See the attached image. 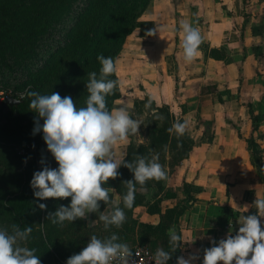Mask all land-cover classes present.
I'll list each match as a JSON object with an SVG mask.
<instances>
[{
	"label": "trees",
	"instance_id": "1",
	"mask_svg": "<svg viewBox=\"0 0 264 264\" xmlns=\"http://www.w3.org/2000/svg\"><path fill=\"white\" fill-rule=\"evenodd\" d=\"M48 1H52V4ZM150 1L7 0L0 5V17L15 15L13 17L33 22L43 17L44 22L36 28L27 25L23 29L8 27L0 30V87L11 88L12 94L17 97L29 89L41 95L55 92L61 97L71 96L78 108L86 106L88 73L95 71L99 74L101 67L97 56L112 57L115 61L125 39L135 29L140 36H150L148 32L153 30V23L140 19ZM253 47L256 55L263 56L259 46ZM207 54L216 60L225 57V51L218 47L208 48ZM108 78L117 80L116 73ZM119 96L118 88L114 94L106 97L109 111ZM30 99L25 97L12 106L0 104V228L7 227L10 231L12 224L19 225L21 229L31 226L33 231L26 246L37 249L35 254L39 256L41 264H66L68 258L82 251L92 235L104 238L116 233L120 237L118 242L123 243L127 233H134L135 229L139 244L158 235L163 240L162 248L168 251L169 229L194 202L195 195L201 191L200 186L183 182L182 198L177 204L162 208L161 201L175 197V193L166 190L162 180H153L158 183V196L153 200V206L146 205V211L158 215L155 224L136 221L133 217V209L141 204L139 185L132 208L124 209L126 221L120 228L113 226L105 231L102 222L98 220L99 213H89L100 222V225L93 227H88L85 219L64 223L63 227L48 220L49 213H54L61 205H70L71 198L37 201L34 197V190L30 186L33 173L42 170L44 166L58 168V163L47 150L42 131L33 135L37 114L29 107ZM148 99L149 96H144L140 100L141 104L145 105ZM152 108H156L164 119H153L150 109H147V141L142 144L129 143L123 158L128 162L137 155L154 154L167 149L173 156L168 165L173 168L187 158L193 139L185 133L178 140L174 133L167 131L175 121H184L182 118L176 119L167 105H157L153 101ZM248 113L251 132L243 139L250 164L259 180L264 182V146L259 145L255 138L258 135L254 137L253 134L262 116L255 114L250 107ZM39 122L42 125L43 119ZM178 143L182 146L178 147ZM21 147H29L25 155L17 152ZM42 158L45 160L43 165L40 163ZM118 172V177L109 179L104 187L114 189L110 192V198L113 201L117 194L120 207L123 208L122 197L127 192L123 182L134 179V174L123 165ZM145 186H148L147 182ZM39 203L46 204V209L41 210ZM100 204V212L107 210V207H110L107 211L111 210V205L103 202ZM230 215L229 208H222L217 225L223 228ZM176 232L180 235L179 231ZM68 247L74 250L68 251ZM178 257L180 247L172 253L167 264H177Z\"/></svg>",
	"mask_w": 264,
	"mask_h": 264
},
{
	"label": "crops",
	"instance_id": "2",
	"mask_svg": "<svg viewBox=\"0 0 264 264\" xmlns=\"http://www.w3.org/2000/svg\"><path fill=\"white\" fill-rule=\"evenodd\" d=\"M245 2L151 0L140 19L150 20L155 34L140 36L133 30L119 53L124 55L130 77L140 84L141 99L151 96L155 104L167 105L176 117L189 121L192 149L168 171L164 185L175 197L163 199L161 207L177 204L183 182L201 187L171 227L182 237L180 257H197L192 264H203L205 249L234 234L241 215L257 214L254 201L264 197V182L250 164L243 141L251 130L249 107L262 116L253 134L264 131V57L248 51L251 45L259 46L264 56V0H250V12L245 10ZM189 3L199 5L194 16L201 12L205 17L193 26L200 29L206 44L191 64L181 58L179 31L180 21H191ZM210 47L224 50L225 57H209ZM120 102L121 94L112 109ZM120 153L119 158L124 154L115 150L117 159ZM225 207L231 215L221 228L217 218ZM133 211L142 222L155 224L158 220V215L148 213L143 205ZM260 221L264 230V217Z\"/></svg>",
	"mask_w": 264,
	"mask_h": 264
},
{
	"label": "clouds",
	"instance_id": "3",
	"mask_svg": "<svg viewBox=\"0 0 264 264\" xmlns=\"http://www.w3.org/2000/svg\"><path fill=\"white\" fill-rule=\"evenodd\" d=\"M182 60L193 63L201 56L200 46L203 37L200 29L194 27L188 20L180 21ZM156 29L148 32L154 35ZM101 65L99 74L88 73L86 83V106L77 107L71 96L61 97L59 93L41 95L32 90L20 94V99L31 98L29 107L37 114L33 135L42 131L47 150L58 163V168L44 166L42 170L33 173L30 186L34 190L37 201L71 198L70 205H61L54 213L48 214V220L60 227L65 221L87 219L89 213H99L98 220L102 222L105 231L111 227L120 228L126 221L124 209L132 208L135 202L137 185L139 191L146 192V182L149 180H167L165 168L159 163L158 154L137 155L132 161L116 158L114 149L117 145L126 143L129 136L139 134L141 121L133 119L129 110L121 102V106L111 111L107 108L106 97L114 94L120 81L108 77L117 73V65L112 57L98 55ZM154 98L149 97L145 108L155 120L164 117L156 108H152ZM43 119V124H40ZM189 127V121L177 120L167 131L174 133L179 140ZM178 147L182 145L178 143ZM26 162V161H25ZM40 163L45 164L44 158ZM123 165L134 174V179L124 181L127 192L122 197L123 208L119 202L112 201L110 192L113 188L104 187L109 179H116L118 169ZM100 202L111 205V210L100 212ZM257 214L241 215L239 230L235 236L228 235L221 239L217 246L205 249L203 264H264V230L261 228L260 217H264V197L256 198L253 205ZM41 210L46 204L39 203ZM247 209V207H246ZM96 221L89 223L93 227ZM33 229L26 226L23 229L17 224L0 228V264H41L37 249L26 246ZM169 250L158 248L153 260L155 264H167L172 253L183 243L182 237L174 229L168 232ZM116 233L104 238L92 235L87 245L78 254L67 259L66 264H137L132 259L133 250L128 244L118 242ZM215 244V242H213ZM136 256L140 253L136 252ZM196 256L177 258V264H192Z\"/></svg>",
	"mask_w": 264,
	"mask_h": 264
},
{
	"label": "rangeland",
	"instance_id": "4",
	"mask_svg": "<svg viewBox=\"0 0 264 264\" xmlns=\"http://www.w3.org/2000/svg\"><path fill=\"white\" fill-rule=\"evenodd\" d=\"M7 0H0V5L4 4ZM49 4H52V1H48ZM250 0H246L245 2V10L250 12ZM190 6V10H191V21L190 23H196V21L201 22L204 20V15H195V11H197L199 9V5L195 4V3H189ZM15 15H11V16H6V17H0V30L6 29L8 27H13V28H17V29H23L24 27H26L27 25L32 27V28H36L38 26H40L41 24H43L44 22V18L41 17L38 21L33 22L31 20H28L26 18H18V17H13ZM13 17V18H12ZM141 17V16H140ZM199 17V18H198ZM136 31V30H134ZM134 31H132V33H135ZM131 33V34H132ZM131 38V37H129ZM128 41V39H127ZM200 48H206V44L203 43V45L201 44ZM248 51L253 54L256 55V49H254L253 45H251L250 47H248ZM257 56V55H256ZM260 56V55H258ZM124 55H118L115 58V63L117 65V80L120 81V86L119 89L121 90L120 94L122 96V102H124V104H126L129 113L131 115V117L133 119H137L139 121H141V125L139 127V134L137 135H133V136H129L128 141L126 143L123 144H119L116 146V148L114 149V151H120L122 152V154H125L126 148L128 146L129 143L134 142L135 144H142V143H146L147 141V134H146V127H147V117H148V110L147 108H145L144 104H141V96L139 95V83L136 84L135 79L131 78L130 73H129V68L127 67V65L125 66V60L123 59ZM264 57V56H261ZM134 79V80H133ZM132 81V82H131ZM121 104H115L114 108H118L119 105ZM174 115V114H173ZM179 115H177V117L174 115V117L176 119L178 118ZM264 119V118H263ZM250 128H251V120H250ZM251 130L249 131L250 135ZM186 133L191 137V132L186 131ZM247 135V136H248ZM258 135V136H257ZM263 135V136H262ZM257 136V137H255ZM262 136V137H260ZM255 138H257V141L259 143V145L261 147L264 146V131L261 130L260 133L256 132V134L254 135ZM244 141V140H243ZM245 143V141H244ZM118 148V149H117ZM154 154H158L159 156V163L165 168V170L170 172L172 168V166L168 165V161L171 160L173 158V156L167 151V149L160 151L158 153H154ZM121 156V153L119 154L118 158ZM164 181L162 180L161 183L164 185ZM148 186H145L147 188L146 192H141V204L139 205H143L145 207L146 210V205H150L153 206L154 205V199L158 196L157 195V184L155 181L153 180H149L147 181ZM113 201L118 202V195L115 194ZM110 207H107V210H109ZM104 210L105 213H107L108 211ZM256 214V211L255 213ZM133 217L136 221H141L139 220V218L134 214L133 211ZM96 218H93L90 214H87V219H85L86 223L89 225L90 222L92 221H96ZM142 222V221H141ZM68 223V221H65V224ZM149 223V222H146ZM100 225V222H96L95 225ZM2 228V227H1ZM130 231L129 233H127L126 235V239H124L125 242L129 245V247H132L134 245L139 244L138 240H137V231L136 229L134 230V233ZM145 245L149 246L154 252L158 249V248H162L163 247V240L160 236L158 235H154L149 237V239L144 243ZM73 251V248L68 247V251ZM66 263V262H65Z\"/></svg>",
	"mask_w": 264,
	"mask_h": 264
},
{
	"label": "built area",
	"instance_id": "5",
	"mask_svg": "<svg viewBox=\"0 0 264 264\" xmlns=\"http://www.w3.org/2000/svg\"><path fill=\"white\" fill-rule=\"evenodd\" d=\"M8 95L14 96L12 94L11 88L2 89L0 87V104L3 103L4 98ZM14 97L19 99L20 95L18 97L17 96H14ZM28 149H29V147H27V148L21 147V148L17 149V152L19 154L25 155L27 153ZM130 248L133 250L132 259H134L137 262V264H155V261L153 260L155 252L149 246H147L145 244H137V245H134ZM136 252H139L140 255L136 256L135 255ZM114 264H115V262H114Z\"/></svg>",
	"mask_w": 264,
	"mask_h": 264
},
{
	"label": "water",
	"instance_id": "6",
	"mask_svg": "<svg viewBox=\"0 0 264 264\" xmlns=\"http://www.w3.org/2000/svg\"><path fill=\"white\" fill-rule=\"evenodd\" d=\"M19 102V99L15 98L14 96H6L3 101V105H9L12 106L14 104H17Z\"/></svg>",
	"mask_w": 264,
	"mask_h": 264
}]
</instances>
